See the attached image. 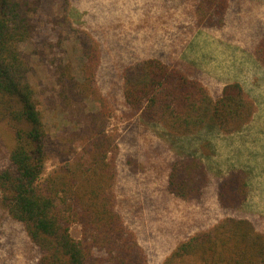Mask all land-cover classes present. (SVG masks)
I'll return each mask as SVG.
<instances>
[{"label":"trees","instance_id":"obj_1","mask_svg":"<svg viewBox=\"0 0 264 264\" xmlns=\"http://www.w3.org/2000/svg\"><path fill=\"white\" fill-rule=\"evenodd\" d=\"M61 4L67 13L70 0ZM205 4L212 21L222 20L227 0ZM42 6L43 0H0V129L12 142L0 167V208L23 226L39 252L37 264H149L117 209L121 132L113 124L117 110L98 84L101 48L68 15L62 21L84 56L79 74L71 62L41 56L54 79L46 105L62 113L65 124L52 131L40 111L33 57L22 45L35 40ZM254 56L264 68V37ZM122 80V119L140 117L177 137L207 129L232 135L257 112L240 83L226 84L214 96L189 72L157 58L125 66ZM210 182L207 165L195 154L177 155L169 166L167 189L181 200L198 199ZM249 187L244 170L230 171L219 182L220 205L240 210ZM162 264H264V234L246 217H225L180 242Z\"/></svg>","mask_w":264,"mask_h":264},{"label":"rangeland","instance_id":"obj_2","mask_svg":"<svg viewBox=\"0 0 264 264\" xmlns=\"http://www.w3.org/2000/svg\"><path fill=\"white\" fill-rule=\"evenodd\" d=\"M61 1L43 0L38 34L22 45L33 57L31 82L40 111L52 131L65 124L63 114L46 105L54 79L41 56L71 62L79 74L84 56L80 40L62 21L68 15L72 26L90 32L101 48L98 84L117 110L113 124L121 132L117 209L149 264H162L180 242L225 217H246L264 234V68L254 56L264 37V0H227L222 20L213 21L207 0H70L67 13ZM149 58L189 72L214 96L224 85L240 83L256 104L254 119L232 135L207 129L188 137L170 135L140 117L122 119V70ZM11 144L0 129V167ZM188 154L205 162L211 182L198 199L181 200L167 189L169 166L177 155ZM235 169L246 172L250 185L248 201L238 211L224 209L218 199L220 180ZM73 234L78 237L80 229ZM38 259L23 226L0 208V264H37Z\"/></svg>","mask_w":264,"mask_h":264}]
</instances>
